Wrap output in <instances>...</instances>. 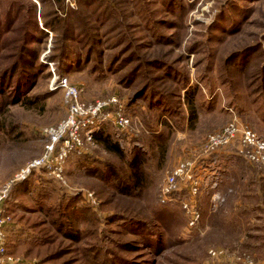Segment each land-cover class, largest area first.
<instances>
[{
	"label": "rangeland",
	"instance_id": "rangeland-1",
	"mask_svg": "<svg viewBox=\"0 0 264 264\" xmlns=\"http://www.w3.org/2000/svg\"><path fill=\"white\" fill-rule=\"evenodd\" d=\"M105 1L112 11L107 10V20L100 22L102 8H87L83 23L76 18L70 21L75 35L80 31L88 38L71 43L83 68L68 73L57 70L48 56L58 32L44 28L47 35H40V42L32 47L46 69L26 95L49 93L17 104L0 96V183L42 153V129L66 115L62 92L49 88L54 73L76 85L83 101L117 96L131 127L119 134L111 122L103 123L95 132L94 145L73 154L84 163L70 155L61 179L39 169L25 178L30 191L9 192L4 204L12 217L5 234L9 255L36 264H87L96 255L95 261L109 257L116 260L114 264L119 258L140 264H209L207 251L225 248L246 252L264 264V198L258 200L259 188L256 194L252 190L255 184L264 188V170L238 156L232 147L209 157L215 160L225 202L211 211L209 196L202 194L201 218L195 228H188L178 203L162 204L158 197L166 172L177 161L195 156L205 136L229 121L230 109L264 138V0H171L173 10L168 9L167 0ZM64 3L62 14L80 8L77 0ZM50 9L46 5L44 11ZM4 10L0 0L1 19ZM230 20L234 28L228 30ZM92 30L98 43L96 52L86 59L84 48L92 43ZM241 51H246L245 58H229ZM151 87L156 90L153 95ZM185 90L193 96V125L187 119ZM163 97L172 111L155 104ZM99 133L108 138L105 144L98 140ZM195 144V153L185 152L187 145ZM105 145H118L119 151ZM134 156L139 161L135 169L131 166ZM109 165L118 178L111 174L112 181L102 183L98 176ZM136 170L138 185L133 177ZM119 182L129 186L123 189L126 194L120 185L115 187ZM96 189L112 195L130 217L140 220L142 228L138 223L126 224L133 220L130 217L111 221L114 205L102 206ZM183 189L177 192L178 198L185 195ZM87 193H93L95 203L85 198ZM79 197V204L89 212L65 216L61 208L68 199ZM73 229L79 235L74 240L66 236ZM91 245L106 256L94 248L88 251ZM54 250L55 258H46Z\"/></svg>",
	"mask_w": 264,
	"mask_h": 264
},
{
	"label": "built area",
	"instance_id": "built-area-1",
	"mask_svg": "<svg viewBox=\"0 0 264 264\" xmlns=\"http://www.w3.org/2000/svg\"><path fill=\"white\" fill-rule=\"evenodd\" d=\"M53 76L49 88L62 92L66 115L57 123L42 129L45 137L42 153L9 180L0 183V264H36L6 252V228L12 223V217L6 212L4 204L11 186L39 169L61 179L69 156L82 154L94 145L95 132L105 122H111L119 134L131 127V119L125 113L126 107L117 96L83 101L80 99V89L66 76L55 73ZM230 113L231 118L221 129L205 136L199 152L193 157L177 161L166 172L159 185L160 203H178L186 215L189 229L195 228L201 218L202 194L209 196L211 211H216L225 202V196L219 189L221 178L213 166L215 160H209L211 155L232 147L238 156L264 170V138L242 121L233 109H230ZM182 188H185V195L178 198L177 192ZM84 196L88 201L95 203L93 193ZM207 259L209 264H258L254 257L246 252L225 248H210L207 251Z\"/></svg>",
	"mask_w": 264,
	"mask_h": 264
},
{
	"label": "trees",
	"instance_id": "trees-1",
	"mask_svg": "<svg viewBox=\"0 0 264 264\" xmlns=\"http://www.w3.org/2000/svg\"><path fill=\"white\" fill-rule=\"evenodd\" d=\"M27 1V0H26ZM167 0L166 4L169 10H173L175 3L172 4ZM77 2L80 5V8L77 11L69 10L62 14L65 9L66 5L64 3V0H28V4H25L21 0H2L3 6H5V10L3 11V19L0 17V96L5 100L7 99L9 103L11 104H17L21 102L22 100H29V98H32L33 96H44L49 93V91H45L42 94H33L28 95L29 98H27V93L31 91L34 82L36 83L39 79L40 74L45 70L46 65L40 61H38V52L36 47H32L33 43H39L40 41L39 36H46L47 33L44 31L45 29H49L52 32H58L57 38L53 41L52 46V53L48 56V59L53 61L55 64H57V70H61L62 73H68L72 70H79L82 67V61L80 60V54L78 51L74 48V46L71 45L73 42H80V39L87 40V36L85 33L77 31L78 34L75 35V31L70 25V21L72 18H76L79 21L83 23V16L86 13L87 8L92 9L93 11L98 8H102L100 11L102 12V16L100 18V22L107 20L106 16L108 15L107 10H110V7L108 6L107 2L105 0H77ZM37 3H40V7L38 9ZM97 4V5H96ZM101 4V5H100ZM48 5L51 9L49 12H45L44 8ZM39 6V5H38ZM40 10L38 17L36 15V11ZM112 12V11H111ZM113 14V13H112ZM100 15H98V18ZM223 17H225V13L223 12ZM40 19V22H39ZM219 21V18L216 19ZM231 25L228 27V30H231L234 28L232 20ZM111 27L114 28L113 23L111 24ZM224 27V26H223ZM222 28V26H221ZM88 28L86 29V31ZM92 43L91 45L88 44L84 49L85 53L83 56L85 58H90L95 51V46L98 43V38L93 34L92 30ZM55 43V44H54ZM90 45V46H89ZM6 51L5 53H3ZM246 53V51H241L236 54L231 55L229 58L233 61L243 59L245 58L242 54ZM248 52V50H247ZM82 55V54H81ZM114 58V57H113ZM239 58V59H237ZM229 59V60H230ZM127 60V59H126ZM156 63L162 62L161 60L155 61ZM154 62V63H155ZM164 64V63H163ZM184 79V77H183ZM185 87V84H184ZM183 87V88H184ZM151 89V95H153V92L156 91L152 87ZM187 90H185V93ZM150 97L152 98V96ZM185 101L188 106L189 113L187 115L188 122L193 125L196 116L193 108V103L191 100H193V96L187 92V96H185ZM155 104L162 105L164 107H168L169 109L172 108L169 104V102L166 100L165 97L159 98V100H155ZM98 140L104 141L102 142L105 144V141L108 140L107 137L102 136V134H97ZM105 147L114 150L119 151L118 145H115L113 147H110L109 145H105ZM76 157L75 155H71L73 158ZM82 157V156H81ZM78 159V157H76ZM80 163L82 162L80 159H78ZM139 164L138 157L134 156L131 159V166L133 169L137 167ZM106 170L103 173H100L98 176V179L102 183L108 184L110 181V175L114 174L115 179L117 180L118 175L117 171L114 167L111 165L107 166ZM139 171H135L134 177V183L138 185V182L140 181L139 177ZM28 178V177H27ZM26 178V179H27ZM244 178V177H243ZM22 180L19 182L14 183L11 186L10 192L13 194H16L15 192L23 191L28 192L30 191V183L29 180ZM124 180V178H121L120 180ZM256 181H259L260 179H255ZM261 181L264 182V179H261ZM120 185L121 192L127 193L124 188H128L129 186L125 183H117L115 187L119 188ZM259 188L261 193L259 195L260 198H264V188H261V185L258 187L255 184V187L253 190L254 194H256V189ZM97 196L102 200V206L103 205H114L112 206L113 211L115 212L114 217H111V221H114L116 218H119V216L124 219L125 217H130L131 214L125 211L124 206L120 207L116 204L115 199L112 195H106L103 191H99L98 189L95 190ZM115 192V191H114ZM120 192V191H119ZM103 193V194H102ZM116 193V192H115ZM10 194V193H9ZM102 196V197H100ZM9 197V195H8ZM7 197V199H8ZM258 197V196H257ZM6 199V201H7ZM81 198L70 200L68 199V202L66 205H64L62 209V212L65 214V216L68 215H74L79 216L81 213H84L85 211H88V207L86 205H80L79 202H81ZM82 204V203H81ZM8 212L9 210L6 209ZM9 213V212H8ZM119 213V214H117ZM133 220H129L126 222V224L131 223H138L139 227L142 228V225L140 220L134 218L133 216L130 217ZM135 219V220H134ZM66 225V224H65ZM94 225V224H93ZM59 228V225H58ZM145 228V226H144ZM148 228L145 229L147 231ZM66 236L72 240L76 239L79 235H77V231L75 229L69 230L66 233ZM36 243V242H35ZM4 244L6 247V251L8 254V243L7 238L4 240ZM40 246V245H38ZM43 246V244L41 245ZM41 248V247H38ZM90 248L96 249V252L101 251L98 247L91 245ZM50 249V247H46V250ZM102 252V251H101ZM103 253V252H102ZM57 254V251L54 250L49 254V257H46L48 259L55 258L54 256ZM104 254V253H103ZM104 256H106L104 254ZM84 260H87L85 257H83ZM98 255L94 257V260L91 262L88 260L87 264H114L116 261L115 259H110L109 257H102L100 260L102 261H95L97 260ZM106 260V261H105ZM118 264H140L136 261H126L124 259L118 260Z\"/></svg>",
	"mask_w": 264,
	"mask_h": 264
},
{
	"label": "crops",
	"instance_id": "crops-1",
	"mask_svg": "<svg viewBox=\"0 0 264 264\" xmlns=\"http://www.w3.org/2000/svg\"><path fill=\"white\" fill-rule=\"evenodd\" d=\"M186 145V144H184ZM196 145L198 144H195V145H187L186 148H188V150H185V152L187 153H193L194 151H196ZM189 146V147H188ZM195 153V152H194Z\"/></svg>",
	"mask_w": 264,
	"mask_h": 264
}]
</instances>
